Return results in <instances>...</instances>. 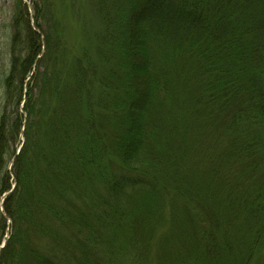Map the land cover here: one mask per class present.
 <instances>
[{"label":"trees","instance_id":"obj_1","mask_svg":"<svg viewBox=\"0 0 264 264\" xmlns=\"http://www.w3.org/2000/svg\"><path fill=\"white\" fill-rule=\"evenodd\" d=\"M29 1L0 17V264H264V0H87L73 44Z\"/></svg>","mask_w":264,"mask_h":264},{"label":"rangeland","instance_id":"obj_2","mask_svg":"<svg viewBox=\"0 0 264 264\" xmlns=\"http://www.w3.org/2000/svg\"><path fill=\"white\" fill-rule=\"evenodd\" d=\"M12 0H0V17H2V9L3 7L7 6V4H11ZM28 5H30V1L29 0H25ZM81 3L78 2V5L82 10V12L80 13V17L75 18L74 16V12H73V4L71 0H66V3H64V7L61 6L60 7V11L59 14H62V19L63 22H67L68 23V33H69V37H70V42L76 43V41H80L82 39V32L81 30H79V24L78 22H86L87 26H89V23L93 24V27L98 26L99 25V21L98 18L96 16V14L91 11L90 7V11H86L88 8V4H87V0H80ZM64 24V23H63ZM21 146V144H20ZM19 146V148H20ZM6 237H9V233L6 234Z\"/></svg>","mask_w":264,"mask_h":264},{"label":"water","instance_id":"obj_3","mask_svg":"<svg viewBox=\"0 0 264 264\" xmlns=\"http://www.w3.org/2000/svg\"><path fill=\"white\" fill-rule=\"evenodd\" d=\"M21 147H22V145L20 146V148H19V150H18V152L20 151V149H21ZM17 152V153H18ZM15 187V185L13 186V188ZM10 192H8V193H6L5 195H4V197L3 198H5L8 194H9ZM6 242H7V239H5L4 240V242H3V244H2V246L1 247H3L5 244H6Z\"/></svg>","mask_w":264,"mask_h":264}]
</instances>
